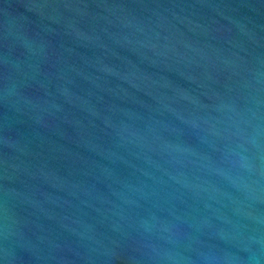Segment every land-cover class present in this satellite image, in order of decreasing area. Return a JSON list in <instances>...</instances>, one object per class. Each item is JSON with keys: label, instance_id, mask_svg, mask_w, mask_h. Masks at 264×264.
I'll list each match as a JSON object with an SVG mask.
<instances>
[{"label": "water", "instance_id": "95a60500", "mask_svg": "<svg viewBox=\"0 0 264 264\" xmlns=\"http://www.w3.org/2000/svg\"><path fill=\"white\" fill-rule=\"evenodd\" d=\"M0 264H264V0H0Z\"/></svg>", "mask_w": 264, "mask_h": 264}]
</instances>
